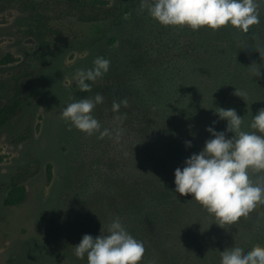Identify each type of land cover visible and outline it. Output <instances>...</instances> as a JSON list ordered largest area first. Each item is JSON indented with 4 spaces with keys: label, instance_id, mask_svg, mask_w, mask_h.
I'll return each mask as SVG.
<instances>
[{
    "label": "rangeland",
    "instance_id": "374dc122",
    "mask_svg": "<svg viewBox=\"0 0 264 264\" xmlns=\"http://www.w3.org/2000/svg\"><path fill=\"white\" fill-rule=\"evenodd\" d=\"M107 2L120 14L91 22L68 0H0V103L12 96L20 65L30 72L19 115L0 129V264H88L74 246L85 234H109L116 218L143 242L140 264H221L225 247L264 246V203L221 227L174 191L175 169L203 149L206 129L226 130L219 108L235 109L247 129L264 107V3L259 24L244 33L165 26L141 0ZM7 56L13 61L3 64ZM99 56L109 71L80 91L74 75ZM97 93L104 102L92 114L112 133L102 139L60 115ZM124 99L114 113L113 101ZM251 175L264 182L254 166ZM15 178L27 198L7 206Z\"/></svg>",
    "mask_w": 264,
    "mask_h": 264
},
{
    "label": "clouds",
    "instance_id": "9594fccd",
    "mask_svg": "<svg viewBox=\"0 0 264 264\" xmlns=\"http://www.w3.org/2000/svg\"><path fill=\"white\" fill-rule=\"evenodd\" d=\"M259 3L264 0H141V10L165 26H188L193 30L207 27L217 30L231 25L247 33L251 26L259 24ZM110 60L99 56L93 67L79 69L73 77L80 91H91L92 84L109 71ZM258 72L256 73V75ZM242 97V95H239ZM104 102L101 93L67 104L60 115L78 130L92 135L99 132L100 138L111 136L109 129L101 130L100 122L92 114L98 104ZM127 99L113 101L112 111L118 113ZM220 119L227 121L225 131L209 126L211 138L205 141L199 153H193L184 161V166L174 172L175 192L191 196L209 214H213L219 226L238 219L243 213L264 203V182L252 175V167L264 172V107L254 114L251 127L242 129L243 118L235 109L219 108ZM119 120L120 117H114ZM215 123V122H213ZM121 130H115L119 139ZM226 132L234 133L227 137ZM191 147V141L186 142ZM107 235L93 237L83 235L74 246V254L88 264H140L145 253L142 241L134 238L121 223L114 219ZM221 264H264V246L256 245L246 250L243 245L222 250Z\"/></svg>",
    "mask_w": 264,
    "mask_h": 264
},
{
    "label": "trees",
    "instance_id": "16d2710c",
    "mask_svg": "<svg viewBox=\"0 0 264 264\" xmlns=\"http://www.w3.org/2000/svg\"><path fill=\"white\" fill-rule=\"evenodd\" d=\"M69 8L78 11L82 18L91 22L107 21L117 17L121 12V7H109L107 0H68ZM47 28L52 34L54 31L49 25ZM43 38L42 51H45L51 46V42H46ZM13 61V57L7 56L2 60L3 64H8ZM20 70L23 72L18 75L15 80L12 96L4 103H0V129L5 127L11 120L19 115L21 108L24 105L23 89L21 80L29 77L30 72L26 63L20 65ZM50 173V169H49ZM27 198L26 187L19 178L12 180L11 188L5 199L7 206H19Z\"/></svg>",
    "mask_w": 264,
    "mask_h": 264
}]
</instances>
